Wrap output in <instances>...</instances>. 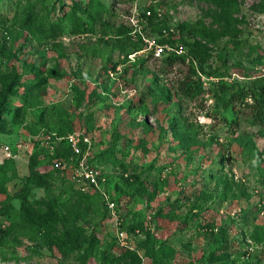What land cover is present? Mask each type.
Segmentation results:
<instances>
[{
  "label": "rangeland",
  "instance_id": "374dc122",
  "mask_svg": "<svg viewBox=\"0 0 264 264\" xmlns=\"http://www.w3.org/2000/svg\"><path fill=\"white\" fill-rule=\"evenodd\" d=\"M103 1L111 7L107 25L78 32L64 20L53 32L47 26L66 5L54 11L55 0H0V99L13 90L0 112V160L10 145L16 165L8 183L14 208L4 213L0 204V264H75L92 227L98 243L91 264H134L124 245L113 246L119 226L102 216L105 204L98 212L68 192L80 186L70 170L76 157L66 162L65 179L57 173L24 196L32 152H39V171L53 169L54 136L68 128L89 139L81 147L117 199V216L127 226L142 223L140 232L126 233L132 248L147 240L141 264H264V128L249 110L226 108L218 97L221 81L254 86L264 79V0H236L237 10L229 0ZM149 6L160 23L200 42L195 64L204 72L192 74L188 61L170 65L138 54L130 42L121 51L116 29L134 25ZM143 28L160 37L147 22ZM194 80L202 84L197 91L183 83ZM37 83L46 93L27 95ZM51 199L56 223L42 233L23 228L21 206L43 212ZM73 204L81 213L65 221ZM67 232L80 236L65 256Z\"/></svg>",
  "mask_w": 264,
  "mask_h": 264
},
{
  "label": "trees",
  "instance_id": "16d2710c",
  "mask_svg": "<svg viewBox=\"0 0 264 264\" xmlns=\"http://www.w3.org/2000/svg\"><path fill=\"white\" fill-rule=\"evenodd\" d=\"M70 1V2H69ZM64 4L66 6L69 5V9L66 10L65 7H61L59 9L58 17H53L51 23L48 24V29L53 32H60L62 31V23L64 20L71 21L73 24V30L78 32H87V31H94L95 24L99 23L102 25H107V19H105V14L110 13L111 7H109L103 0H90L85 6H82V3L78 0H55L54 2V11L57 9V4ZM228 5L231 6L233 9H239V5L236 0H229ZM151 10L152 14L147 16L146 11ZM85 14V16H84ZM87 18V20H85ZM138 18V25H132L127 26L124 24H121L116 29V36L112 39H120L119 46L121 48V51L127 50V43H132L134 47L135 52H139L140 50L145 48V42L142 39V35L140 31L144 32L146 35H148L143 28L144 24L147 22L151 29L154 32H157L160 37H156L157 40L161 43L168 44L172 48H178L183 47L184 52L178 53L175 50H172L168 53H166L163 56H159L156 58H162L166 62H168L170 65H173L176 61H188V64L190 66V71L192 74L199 75L200 72H204V70L201 68L199 69L196 66V60L200 59V56H202L203 49L201 47V44L198 40L190 41L184 36V29L182 27H175L174 31H169L168 34L163 33V29H170V25H167L165 23H160L157 19H159L158 12L152 7L149 6L146 9H143L139 14L137 15ZM29 23V22H28ZM39 25L43 29L45 23L43 18H41ZM27 28L34 29V26L31 24H27ZM134 30L136 32L134 33ZM150 36V35H149ZM123 41H122V40ZM140 54H147L148 56H154L152 52L148 53H140ZM127 55V54H126ZM127 57V56H126ZM155 57V56H154ZM128 59V58H127ZM202 67V66H201ZM185 83L189 89H192L194 91L199 90L202 87L201 82L196 83V81H190V82H183ZM42 83L34 84L32 87H28L25 90V93L29 96H36V98L42 96L41 94H44V88L41 86ZM194 86V87H193ZM13 90L7 88L5 92L3 93L1 99H0V112L5 111V104H3L9 97H11ZM219 99L223 101L226 108L233 107H242L244 110H249L251 112V121L256 122L264 128V79L259 80L254 86H246L238 84L237 82L227 86L224 84V82H220V92L218 93ZM19 116V112H17V118ZM234 124H236L237 127H239L240 122L238 119V116L234 119ZM71 128L63 129L59 134H62L60 136H64L68 134V131H70ZM67 131V132H66ZM185 131L188 132V135L186 136L187 141H192L194 137L191 134L190 129L187 127ZM264 136V133L262 134ZM54 140V141H53ZM53 144L56 142L55 139H53ZM57 143V142H56ZM188 147V146H187ZM3 152H4V146H2ZM54 152L52 154V159L49 163L52 164L53 169L47 171V172H41L39 171V152L35 150L32 152L30 157V173L28 176L24 178V187L23 190L25 191V197H27V194L30 192L31 187L34 185H42L46 179L54 177L55 174L58 173L60 177L65 179V175L67 174V168L66 162H71L74 160V154L71 146L69 145L67 140H60L58 144L53 145ZM5 153V152H4ZM15 154H12L10 156L4 157L2 161L0 160V195H5L3 200L0 201L2 212H8L9 210L13 209V203L12 200L15 195H11L8 190V183L13 179V176L11 174L16 173V165L13 158ZM71 160V161H70ZM61 161L62 166L57 167L55 166V163ZM76 163V160L74 161ZM75 163L70 167V170L73 172V168L75 167ZM91 164L98 167V163H95L91 161ZM100 169V168H99ZM103 174V173H102ZM132 175V174H131ZM104 177V175H103ZM135 177H138L137 175ZM141 184H144L143 181ZM94 191H84L80 186L74 189H71L68 191L73 196H78L82 201L88 205V207L95 206L96 210L98 212L101 211L98 208H100L101 204H105V199L103 194L97 190L93 189ZM111 196V194H110ZM112 200H114L117 203V199L112 197ZM47 208L43 212H36L31 209V207L26 206L23 204L20 208V216L22 219L21 225H23V228H29L34 230L37 233H42L43 229L50 226L51 224L56 223V208H55V200L51 199L46 204ZM106 206V204H105ZM118 208V206H117ZM67 215H65V221L72 218V221H75L78 219V216L81 213L80 206L76 205H66ZM87 212V211H85ZM102 216L106 219L110 217L109 210L107 206L104 210H102ZM73 225H76L75 223ZM142 223L137 224H130L126 225L124 219H121L120 222V228L126 232H135V231H141ZM78 230H83L81 227H77ZM92 227L91 233L92 234L88 240L85 249L79 253L77 262L75 264H91L90 263V255L93 252L94 247L98 243V238L95 230ZM6 233L5 228L0 226V239L4 236ZM78 236H80V232L76 236H73L72 233L67 232L64 235V242L61 243L60 247L63 251V254L66 256L69 254L70 251H72L76 245L78 244ZM113 246H119L117 236H114L112 238ZM147 246V240H140L139 242H136V245L132 247H125L121 246L120 248H123L128 252L131 260L134 264H141V256L139 254V249L144 250Z\"/></svg>",
  "mask_w": 264,
  "mask_h": 264
},
{
  "label": "built area",
  "instance_id": "2783aa9c",
  "mask_svg": "<svg viewBox=\"0 0 264 264\" xmlns=\"http://www.w3.org/2000/svg\"><path fill=\"white\" fill-rule=\"evenodd\" d=\"M151 12H152L151 10H147L146 11L147 16L151 15L152 14ZM138 14L139 12H137V14H135L134 18L132 19L134 21L135 26L138 25V18H137ZM158 14L161 15L160 12H158ZM169 31L173 32L174 26H171L169 30L163 29L164 34H168ZM135 32L136 30H134V33ZM140 33L142 35V39L145 42V48L140 50L139 52H136L138 54L152 52L155 57H159L165 55L166 53L172 50H175L178 53H183L185 51L183 47L172 48L168 44L159 42L156 37L146 35L142 31H140ZM54 139L56 141L58 140L60 141L64 139L68 141L69 145L73 150L74 157H76L75 167L73 168L74 180L78 182V184L83 190L87 185L99 190L103 194L105 199V204L109 210L110 216L116 218L115 221L117 223V226H119V228H117V233H116L118 243L124 246H130V244L128 245V242L126 241L127 232L120 228L121 219L119 216H117L118 208L116 202L112 200L109 192L104 190L102 186L105 181V177H103V174L98 167L94 166L93 164H91V162H89L87 153L84 152V150L81 147V143L85 142L87 144V142H89V139L76 132H70L64 136H60L57 134L54 136ZM52 149L54 148L52 147ZM4 152L6 153L7 156H10L12 154L11 146L10 145L4 146ZM55 166L57 167L62 166V162L61 161L56 162ZM138 232L139 231H137V233ZM130 247H132V245Z\"/></svg>",
  "mask_w": 264,
  "mask_h": 264
}]
</instances>
